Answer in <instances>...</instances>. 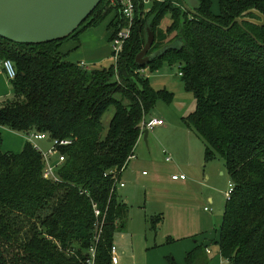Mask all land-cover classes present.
Listing matches in <instances>:
<instances>
[{"label":"trees","instance_id":"obj_1","mask_svg":"<svg viewBox=\"0 0 264 264\" xmlns=\"http://www.w3.org/2000/svg\"><path fill=\"white\" fill-rule=\"evenodd\" d=\"M218 5L214 14L211 0H196L195 16L182 9V0H153L149 6L135 0L129 38L117 59L100 68L67 60L58 47L113 12L110 41L124 20L108 0L67 38L21 44L0 36V68L10 59L16 69L9 80L12 98L0 102V126L25 137L44 132L71 141L59 147L65 158L56 182L43 178L40 150L26 139L18 153L3 151L0 133V264H114V232L126 212L114 175L119 179L134 154L141 122L158 99H172L141 72L163 63L179 65L194 98L183 123L203 142L205 160L223 159L234 185L217 241L221 257L227 264H264V25L244 21L243 27L224 29L245 10L264 14V0ZM146 26L154 33L149 54L170 47L141 66L135 55ZM110 106L114 112L103 134L101 119ZM93 203L101 213L97 242ZM161 219L149 217L153 229ZM202 248L188 252L186 264L205 263Z\"/></svg>","mask_w":264,"mask_h":264},{"label":"rangeland","instance_id":"obj_2","mask_svg":"<svg viewBox=\"0 0 264 264\" xmlns=\"http://www.w3.org/2000/svg\"><path fill=\"white\" fill-rule=\"evenodd\" d=\"M182 1L190 7L196 5V0ZM211 2L212 12L218 13V0H211ZM113 16L112 12L101 22L92 26L95 33L86 36L85 42L71 51L67 59L83 60L89 69L107 66L114 61L109 41L111 31L107 27ZM89 53L92 57H88ZM141 72L149 77L153 88L165 89L172 94V99L169 102L158 99L150 112L151 118L161 119L164 123L162 126H155L148 130L147 145L145 140L140 142V147L146 152L149 148L151 149V158H141L134 150V157L129 160L124 169L122 182L126 185L125 190L129 198L126 212L119 219L114 232L113 243L118 250L117 261L114 264H147L153 255H157V252H153L155 251L153 246L161 244L168 236L190 238L195 234L200 236L201 233L207 232L219 237L223 207L226 202L224 194L228 190L229 180L226 176L218 174L216 170L218 167L225 170L223 159L217 156L204 160L203 142L189 127L185 126L181 119L194 108L195 102L192 94L183 86L179 76V65L169 66L163 63L154 72H149L147 69ZM7 98H12L9 84H6L5 92L0 95V102ZM113 112L114 107L110 106L102 116L103 134L107 130ZM33 142L41 151H46L50 146V143L44 140ZM163 148H171L168 150L172 157L170 162L163 160L161 154ZM186 164L196 166L195 171L190 170L194 175L182 169L187 177V183L193 185L190 194L180 193L171 179V175L178 171L174 167L176 165L184 167ZM211 169L216 171L208 181L204 173L210 172ZM208 187L220 195L219 201L214 205L205 200V195H202ZM205 207L210 210H205ZM154 214L162 218L156 230L153 229L149 220V217L151 218ZM208 247L212 254L219 250L218 243H210ZM172 257L167 255L163 259L169 262L168 260Z\"/></svg>","mask_w":264,"mask_h":264},{"label":"water","instance_id":"obj_3","mask_svg":"<svg viewBox=\"0 0 264 264\" xmlns=\"http://www.w3.org/2000/svg\"><path fill=\"white\" fill-rule=\"evenodd\" d=\"M100 2L101 0H0V36L21 44H39L67 38ZM182 9L198 16V13L183 1ZM250 14L254 16H249ZM244 21L263 26L264 14L255 8L245 10L224 29H230L234 23L243 27ZM153 41L154 33L146 26L144 45L135 55L138 65H146L155 55L170 47L149 54ZM261 45L264 46V42ZM147 133L148 129H144L143 140H146Z\"/></svg>","mask_w":264,"mask_h":264},{"label":"crops","instance_id":"obj_4","mask_svg":"<svg viewBox=\"0 0 264 264\" xmlns=\"http://www.w3.org/2000/svg\"><path fill=\"white\" fill-rule=\"evenodd\" d=\"M111 19H110V21H111ZM91 30H92V32H90ZM94 30L95 29H92V26L83 29L76 36L70 37V38L62 41L61 43H59L58 50L61 53H63L65 56V59H67L68 55L71 54V51L76 49L79 44L81 45V43L83 44L85 42L86 36H88L92 33H95ZM111 30L112 29H110V31ZM111 32H110V34H111ZM109 37H110V35H109ZM88 57H92V54L89 53ZM77 61H75V62H77ZM78 62L84 63L83 60L82 61L80 60ZM144 70L145 69H143L142 71H144ZM6 84H9V80L7 79L2 68H0V95H2L5 92ZM162 125H164V123H162L160 125H155V126H162ZM0 133L2 134V146H1V148L3 151L18 153L22 149L23 144L26 141V137L24 135L17 133V132H14L12 130H9L3 126H0ZM142 136L143 135H141L139 137V139L135 145L134 150H136V152L138 153V155L141 156V158H145V159L151 158V155H152L151 149L149 148L148 152H146L145 149H142L140 147V142H141V140H143ZM147 138H148V136H146V140H147ZM146 140H145V142L147 145ZM44 141L49 143V141L47 139ZM168 150H171V148H167V149L163 148L161 150V154H162L163 160L170 162L172 160V157H171L170 153L168 152ZM167 156L170 157V160H166ZM203 158H204V155H203ZM129 160H128V162H129ZM128 162H127V164H128ZM127 164H126V166H127ZM126 166L119 173L120 182H122V176H123L124 169L126 168ZM195 167L196 166L193 164H190V165L186 164V166H184V167L176 165L174 168L178 169V171L174 172L172 175L185 174V172H183L182 169H186L188 172L193 173L190 170L195 171ZM216 170H217L218 174H222V175L226 176L227 180H229V176L224 169H222L221 167H218ZM216 170L211 169L210 172L204 173L206 175L205 178H207L209 181L211 179V175ZM193 175H194V173H193ZM214 179H216V178L214 177ZM214 179H213V181H214ZM191 181L193 183V180H191ZM172 183L174 184L175 188H177V190L183 194H186V193L190 194V192L193 188V185L191 183H187V177L185 179H172ZM125 188H126V185H123L122 187L117 186L116 192L118 193V197L122 200V202L125 205H127V200L129 198V196H128V192L125 190ZM202 195H205V200H207L209 203H211L213 205L215 203H217L220 199L219 193L215 192L214 190H211L209 187L207 188L206 191L202 192ZM224 196H225V194H224ZM224 206H225V204H224ZM205 210L209 211L210 209L205 207ZM223 211H224V207H223ZM154 215H152V216H154ZM217 241H218V236L217 237H216V235L212 236V233L209 234L207 232L201 233L200 236H197L195 234L192 237L190 236V238H186V236H176V237L168 236L163 242H161V244H156L153 246V248L155 250L153 252H157L156 253L157 255H153L152 259L147 261V264H169V262H166L163 259V257L167 256V255H172L173 256L172 258L176 261L177 264H186L185 257L188 254V252H190L195 247L200 246V245L201 246L203 245L202 257H203V259H205V263H202V264H227V262L221 257L219 250H217V252L215 254H212V251L208 247L210 243H217ZM116 257H118L117 248H116Z\"/></svg>","mask_w":264,"mask_h":264},{"label":"built area","instance_id":"obj_5","mask_svg":"<svg viewBox=\"0 0 264 264\" xmlns=\"http://www.w3.org/2000/svg\"><path fill=\"white\" fill-rule=\"evenodd\" d=\"M146 6H148L150 3H152L153 0H141ZM162 1V0H157ZM108 2L111 5L118 6V11L122 15V18L124 20L123 26L113 35L112 39L110 40L111 50H112V56L114 61L117 59V56L120 52V50L123 47V44L130 36V31L134 19V13H135V0H108ZM82 66H85V63L80 62L79 63ZM1 68L4 71L6 77L8 80H12L16 76V69L13 64V62L10 59H4L1 62ZM161 119L156 118H148L141 122L140 126V136L143 133L144 129H151L155 125L162 124ZM26 139L38 150H40L39 146L33 142L34 140H48L50 143V146L47 148L46 151H41L42 159H43V170H42V176L44 179L51 180V181H60V177L57 173V169L60 167L61 163L64 161V155L60 154L59 147L68 145L71 143L68 139H56V138H49L48 135L44 132H34L26 136ZM134 154L130 155L128 157V160L133 158ZM166 160H170V157L167 156ZM114 185L115 188L117 186L122 187L124 184L120 182L118 177L114 175ZM172 179H185V174H176L171 176ZM234 185L231 181L228 183V190L225 193V199L226 201L231 199L232 193H233ZM82 192V191H81ZM93 210H94V216L96 218L95 221V236L94 240L97 242L99 238V233L101 232L99 223V216L100 211L96 207V204L93 203ZM92 258L94 256V248L90 249ZM111 257L112 262L115 263L117 261L116 258V247L113 245L111 247Z\"/></svg>","mask_w":264,"mask_h":264}]
</instances>
